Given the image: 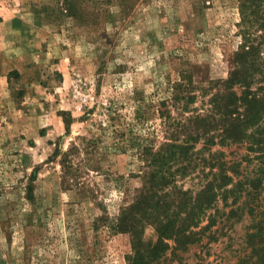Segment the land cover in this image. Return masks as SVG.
Listing matches in <instances>:
<instances>
[{
    "label": "rangeland",
    "instance_id": "rangeland-1",
    "mask_svg": "<svg viewBox=\"0 0 264 264\" xmlns=\"http://www.w3.org/2000/svg\"><path fill=\"white\" fill-rule=\"evenodd\" d=\"M70 1L77 12L65 0H0V264H128L131 234L115 225L142 187L147 153L181 143L187 123H209L194 125L244 45L243 0ZM255 40L264 70V37ZM181 83L196 92L186 110L171 106ZM203 141L191 174L175 175L179 188L195 197L217 151L232 187L257 183L246 145L202 152ZM243 192L222 211L239 213L213 228L224 236L186 250L167 240L160 264H257L247 235L264 213V177ZM139 230L157 242L151 222Z\"/></svg>",
    "mask_w": 264,
    "mask_h": 264
},
{
    "label": "trees",
    "instance_id": "trees-1",
    "mask_svg": "<svg viewBox=\"0 0 264 264\" xmlns=\"http://www.w3.org/2000/svg\"><path fill=\"white\" fill-rule=\"evenodd\" d=\"M263 2L264 0H243L241 3V9H243L241 34L244 45L235 56L234 68L229 77L215 83L218 88L210 100L211 115L201 118V121L196 124L194 122V125L209 123L197 128L187 123L186 133L181 143H170L160 150H150L147 153L148 170L142 176V187L138 191L134 204L123 211L115 225V231L131 234L133 255L128 258V264H160L170 249L169 244L166 243L167 240L175 242L177 247L174 250H186L190 245L202 244L204 239H208L209 243L218 241L221 235H225L224 227L222 230H213V228L219 222L223 224L230 222L232 217L239 213L235 210L222 213L223 209L237 203L238 193L244 191L250 194L252 190L258 191L262 186L264 177V70L260 67L257 58L258 44L255 45L254 42L256 38H263L264 32L263 35L255 37L252 31L255 27L259 31H264V20L259 16ZM64 5L72 7V2L65 0ZM69 11L77 12V6L73 5ZM257 74L262 75L261 80L257 81ZM255 83L260 86L253 90ZM185 86L191 88L192 83L186 85L181 83L177 86L178 92L171 100V106L175 109L186 110L195 98L196 92L194 91L182 94V88ZM236 87L242 89L240 93L235 89ZM204 94L207 95V93ZM168 119L173 127L175 122H171L172 117L168 116ZM200 139H204L202 152L207 151L209 145L222 148L246 145L249 155L253 154L258 162L257 173H260L261 177L257 179V183H249V186L239 183L240 185L236 186L237 189L232 187L233 178L229 175V171L233 168L227 166L224 160L225 153L217 151L214 156L209 155L210 158L214 157L211 167L217 171L195 197L192 191L187 192L179 188L175 184V175L178 173L191 174L194 160L199 154V151L195 150V142ZM249 158L250 156H246V159ZM203 162L211 165L207 159H203ZM236 166L241 165L236 164ZM174 168H176L175 172H173ZM168 185L170 189L166 191L165 186ZM232 198L234 201L230 203ZM220 201L223 203L222 209L218 206ZM213 209L215 212L211 213ZM240 210L244 211V208ZM202 220H207V224L195 231L194 228L199 227ZM146 221L153 224L158 234L155 244L146 242L139 230ZM252 229V232L247 235L253 247L252 257H258L255 260L257 264H264V213Z\"/></svg>",
    "mask_w": 264,
    "mask_h": 264
}]
</instances>
